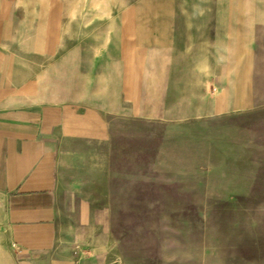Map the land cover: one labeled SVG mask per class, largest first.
<instances>
[{"label": "crops", "instance_id": "0c3cea01", "mask_svg": "<svg viewBox=\"0 0 264 264\" xmlns=\"http://www.w3.org/2000/svg\"><path fill=\"white\" fill-rule=\"evenodd\" d=\"M231 1L0 0V264H114L110 119L159 110L185 63L242 79L226 49H254L257 25Z\"/></svg>", "mask_w": 264, "mask_h": 264}, {"label": "rangeland", "instance_id": "374dc122", "mask_svg": "<svg viewBox=\"0 0 264 264\" xmlns=\"http://www.w3.org/2000/svg\"><path fill=\"white\" fill-rule=\"evenodd\" d=\"M231 3L258 35L226 49L231 107L213 108L224 82L200 61L161 81L159 110L110 119L107 263L264 264V0Z\"/></svg>", "mask_w": 264, "mask_h": 264}]
</instances>
